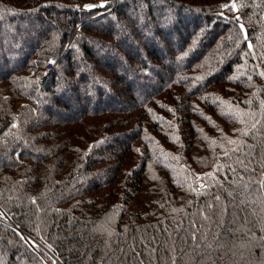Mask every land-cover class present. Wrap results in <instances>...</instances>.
<instances>
[{"label": "trees", "instance_id": "obj_1", "mask_svg": "<svg viewBox=\"0 0 264 264\" xmlns=\"http://www.w3.org/2000/svg\"><path fill=\"white\" fill-rule=\"evenodd\" d=\"M97 1L0 0V206L63 264H264V0Z\"/></svg>", "mask_w": 264, "mask_h": 264}, {"label": "rangeland", "instance_id": "obj_2", "mask_svg": "<svg viewBox=\"0 0 264 264\" xmlns=\"http://www.w3.org/2000/svg\"><path fill=\"white\" fill-rule=\"evenodd\" d=\"M107 1L108 0H99L95 4H96V6H101V7L104 6L105 7L107 5L106 4ZM109 2H114L116 4L118 2V0H109ZM87 5L84 4V3H81L80 4V6L83 7V8H86ZM87 9H89V8H87ZM40 26L41 25H39V27H37V28H32L31 31L33 33H35V31H39L40 28H41ZM43 26L45 28V27L49 26V24L45 23ZM1 33H3V32L0 31V36H1ZM56 60H57V63H58V59H56ZM10 218L11 217L6 212V210L2 206H0V221L9 223V219ZM10 224H12L16 229L19 230V232L22 234L24 240L30 245L31 248H33L35 251H38V252H40V250H44V251H41V252H43L44 255L46 253L49 255V256H47V255L43 256V258H45V261L47 263H49V264H63L62 262H60V260L58 259L57 253L53 250V248L50 245L45 244V242L43 243L40 239L36 238L31 233L25 231L22 228H19L17 225H15L13 223L12 220H11V223ZM26 233L28 235L32 236L34 238V240H30L31 238L28 235H26ZM41 252H40V254H41Z\"/></svg>", "mask_w": 264, "mask_h": 264}, {"label": "built area", "instance_id": "obj_3", "mask_svg": "<svg viewBox=\"0 0 264 264\" xmlns=\"http://www.w3.org/2000/svg\"><path fill=\"white\" fill-rule=\"evenodd\" d=\"M57 64V60L55 58H50L48 64H47V72L55 67ZM11 219V218H10ZM9 219V223H11V220Z\"/></svg>", "mask_w": 264, "mask_h": 264}, {"label": "water", "instance_id": "obj_4", "mask_svg": "<svg viewBox=\"0 0 264 264\" xmlns=\"http://www.w3.org/2000/svg\"><path fill=\"white\" fill-rule=\"evenodd\" d=\"M96 6V4L95 3H92V4H88L87 6H86V8H92V7H95Z\"/></svg>", "mask_w": 264, "mask_h": 264}, {"label": "bare ground", "instance_id": "obj_5", "mask_svg": "<svg viewBox=\"0 0 264 264\" xmlns=\"http://www.w3.org/2000/svg\"><path fill=\"white\" fill-rule=\"evenodd\" d=\"M26 235H28L27 233H26ZM31 239L30 240H34V238L32 237V236H30V235H28ZM34 245V244H33Z\"/></svg>", "mask_w": 264, "mask_h": 264}]
</instances>
